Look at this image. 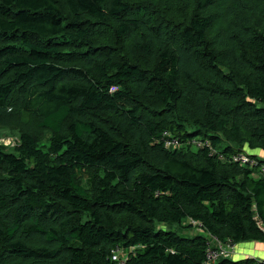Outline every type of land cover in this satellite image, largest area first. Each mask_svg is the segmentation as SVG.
Instances as JSON below:
<instances>
[{"label":"trees","instance_id":"trees-1","mask_svg":"<svg viewBox=\"0 0 264 264\" xmlns=\"http://www.w3.org/2000/svg\"><path fill=\"white\" fill-rule=\"evenodd\" d=\"M0 130V264L264 243V0H0Z\"/></svg>","mask_w":264,"mask_h":264},{"label":"built area","instance_id":"built-area-1","mask_svg":"<svg viewBox=\"0 0 264 264\" xmlns=\"http://www.w3.org/2000/svg\"><path fill=\"white\" fill-rule=\"evenodd\" d=\"M235 161L242 164L243 166H248V167H257L259 165L258 161H256L255 158L247 155H239L235 157ZM261 174L264 176V165L261 167ZM264 230V229H263ZM212 242L215 243L214 246L210 245L208 252H207V264H217L220 259H228L232 258L235 248H236V243L233 242L232 240H229L227 243H221L218 241L216 238H212ZM119 255L118 252L116 251L113 257L114 261H119ZM264 264V261L262 262ZM121 264H124L122 262Z\"/></svg>","mask_w":264,"mask_h":264},{"label":"crops","instance_id":"crops-1","mask_svg":"<svg viewBox=\"0 0 264 264\" xmlns=\"http://www.w3.org/2000/svg\"><path fill=\"white\" fill-rule=\"evenodd\" d=\"M246 152L250 155L257 156L264 161L263 150H251L246 147ZM245 259H256L261 262L264 261V243L261 242H249L237 244L232 260H245Z\"/></svg>","mask_w":264,"mask_h":264},{"label":"rangeland","instance_id":"rangeland-1","mask_svg":"<svg viewBox=\"0 0 264 264\" xmlns=\"http://www.w3.org/2000/svg\"><path fill=\"white\" fill-rule=\"evenodd\" d=\"M19 137L20 134L18 132H12L9 130H0V144L10 152H12L13 149L19 144V139H20Z\"/></svg>","mask_w":264,"mask_h":264},{"label":"water","instance_id":"water-1","mask_svg":"<svg viewBox=\"0 0 264 264\" xmlns=\"http://www.w3.org/2000/svg\"><path fill=\"white\" fill-rule=\"evenodd\" d=\"M236 261H239V260H236Z\"/></svg>","mask_w":264,"mask_h":264}]
</instances>
